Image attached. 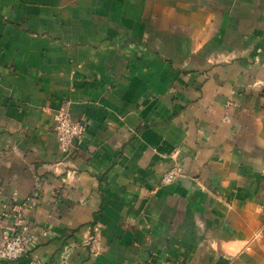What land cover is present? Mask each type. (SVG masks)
Returning a JSON list of instances; mask_svg holds the SVG:
<instances>
[{
    "label": "crops",
    "instance_id": "obj_1",
    "mask_svg": "<svg viewBox=\"0 0 264 264\" xmlns=\"http://www.w3.org/2000/svg\"><path fill=\"white\" fill-rule=\"evenodd\" d=\"M19 207L0 264H264V0H0V243Z\"/></svg>",
    "mask_w": 264,
    "mask_h": 264
},
{
    "label": "built area",
    "instance_id": "obj_2",
    "mask_svg": "<svg viewBox=\"0 0 264 264\" xmlns=\"http://www.w3.org/2000/svg\"><path fill=\"white\" fill-rule=\"evenodd\" d=\"M55 120L61 150L68 155L74 154L83 140L86 122L75 120L67 105H61L56 109ZM181 176H183V168L180 165H173L164 173L161 182L172 183ZM36 199V196L26 197L23 205H32ZM14 215L12 228L4 234L3 241L0 243V263L31 256L39 239V234L26 223L23 207H19ZM40 234L48 235V231L42 230Z\"/></svg>",
    "mask_w": 264,
    "mask_h": 264
}]
</instances>
